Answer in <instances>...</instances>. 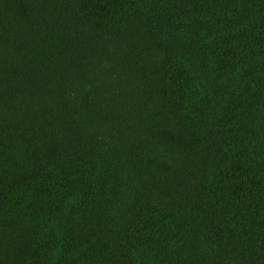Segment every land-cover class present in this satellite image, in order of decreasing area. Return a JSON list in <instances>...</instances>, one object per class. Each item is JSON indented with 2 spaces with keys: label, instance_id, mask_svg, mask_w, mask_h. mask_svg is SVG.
Here are the masks:
<instances>
[{
  "label": "trees",
  "instance_id": "trees-1",
  "mask_svg": "<svg viewBox=\"0 0 264 264\" xmlns=\"http://www.w3.org/2000/svg\"><path fill=\"white\" fill-rule=\"evenodd\" d=\"M0 264H264V0H0Z\"/></svg>",
  "mask_w": 264,
  "mask_h": 264
}]
</instances>
